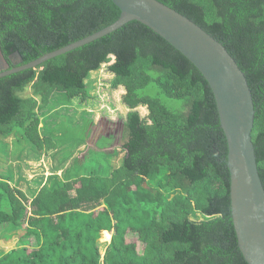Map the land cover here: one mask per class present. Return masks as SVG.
Wrapping results in <instances>:
<instances>
[{
  "label": "trees",
  "instance_id": "obj_1",
  "mask_svg": "<svg viewBox=\"0 0 264 264\" xmlns=\"http://www.w3.org/2000/svg\"><path fill=\"white\" fill-rule=\"evenodd\" d=\"M158 1L222 43L244 72L264 188V0ZM119 13L111 0H0V51L9 67L27 63L109 25ZM104 64L110 85L125 87L130 107L123 158L118 163L113 148L87 160L94 150L88 148L85 164L74 157L76 166L59 175L58 144L46 126L57 106L52 101L60 94L86 100V79ZM26 87L30 94L23 96ZM163 96L178 105L164 104ZM138 102L146 104L150 122ZM88 115L84 137L93 122ZM16 131L34 147L52 149L53 173L45 181L0 174V235L8 228L15 239L0 249V264H248L231 218L227 143L213 93L195 65L143 23L131 20L34 68L1 76L0 141ZM109 140H98L97 148Z\"/></svg>",
  "mask_w": 264,
  "mask_h": 264
},
{
  "label": "water",
  "instance_id": "obj_2",
  "mask_svg": "<svg viewBox=\"0 0 264 264\" xmlns=\"http://www.w3.org/2000/svg\"><path fill=\"white\" fill-rule=\"evenodd\" d=\"M111 1L120 11L118 18L81 39L13 67H9L0 51V58L7 65L0 70V77L34 68L49 58L95 40L131 20L151 28L195 65L213 93L220 127L227 143L231 218L237 245L248 264H264V188L251 140L255 110L244 72L222 43L188 17L162 2Z\"/></svg>",
  "mask_w": 264,
  "mask_h": 264
},
{
  "label": "rangeland",
  "instance_id": "obj_3",
  "mask_svg": "<svg viewBox=\"0 0 264 264\" xmlns=\"http://www.w3.org/2000/svg\"><path fill=\"white\" fill-rule=\"evenodd\" d=\"M12 59L15 62L18 61L16 55ZM6 66V63L0 58V70L5 69ZM106 68L107 66L104 64L99 70L92 71L86 79L89 89V97L86 100L75 97L69 101L61 94L58 100H56L58 96L53 99V107L56 104L57 106L54 107L52 115L46 118V126L52 130V136L55 139L54 142L58 144V147H56L58 148V152L55 156L57 162H62L69 153L72 158L71 160L74 157H78L83 161L80 164H85L86 161L83 158L84 152L89 147L96 148V142L98 140L105 142L107 139H110V144L108 147H105V150L111 151L113 148H116L119 152L118 156L120 155L118 163L122 160L124 154L121 147L123 119L130 107L123 99V95L126 94L125 87L119 85L113 88L110 85L112 74ZM29 94L30 88L26 87L21 95L28 96ZM162 100L164 104L172 107L178 105L175 102L177 100L168 97L163 96ZM181 105L178 110H181ZM135 108L139 110L143 118H146L147 122H150L149 117H147L149 111L146 104L138 102ZM89 113H92L93 122L88 125V135L84 137L85 134L82 132L84 128L81 124L85 118L90 119ZM12 136L13 138L6 139V142L0 141V174L19 176L24 173L23 175H26L29 179L34 177V175H39L45 181L47 176L53 173L50 166L51 159L48 154L49 151L52 152V149L44 152L42 149L34 147L26 138L20 136L19 131L14 132ZM100 151L101 149H94L92 153L89 152L86 156L87 160L99 154ZM27 162L29 167L26 165ZM75 164L76 162L74 161V166H76ZM16 171H18V174H15ZM56 173L62 175L60 171ZM12 184L15 185V183ZM25 186L26 183L20 185V189L24 192H26ZM28 195L29 193H26V196ZM29 200L26 197L25 203L27 205H30ZM5 231H7L6 235H0V249L3 247L5 249L11 248L15 242L13 233L8 232V228ZM103 236L104 234L102 233L101 240ZM134 237V234H128L127 240L136 241L137 249H141L142 245Z\"/></svg>",
  "mask_w": 264,
  "mask_h": 264
},
{
  "label": "crops",
  "instance_id": "obj_4",
  "mask_svg": "<svg viewBox=\"0 0 264 264\" xmlns=\"http://www.w3.org/2000/svg\"><path fill=\"white\" fill-rule=\"evenodd\" d=\"M89 129V128H88ZM84 142V141H83ZM89 148H91V147H89ZM94 149H99V148H94ZM79 150V149H78ZM77 150V151H78ZM101 150H105V148H101ZM86 152V151H85ZM84 152V153H85ZM72 158L71 157H69V158H67V159H64L63 161H62V166L60 167V169H58V171H60L61 172V170L63 169V168H65L66 166H69V164H73V160H71ZM80 160V162L79 163H81L82 162V160L81 159H79ZM28 178V177H27Z\"/></svg>",
  "mask_w": 264,
  "mask_h": 264
}]
</instances>
